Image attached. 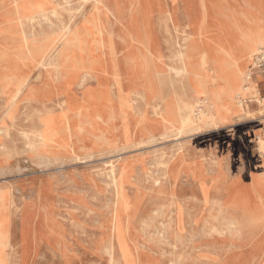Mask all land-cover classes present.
I'll return each mask as SVG.
<instances>
[{"label":"rangeland","instance_id":"rangeland-1","mask_svg":"<svg viewBox=\"0 0 264 264\" xmlns=\"http://www.w3.org/2000/svg\"><path fill=\"white\" fill-rule=\"evenodd\" d=\"M26 1L0 0V209L8 216L9 238L0 244L1 262L126 264L123 246L133 264L264 263V193L262 213L257 193L264 106L254 100L255 95L264 99V65L243 82L248 92L243 105L249 104L257 119L240 120L239 114H246L242 110L231 121L232 110L220 111L211 87L200 78L203 73L209 84L220 82L225 89L219 66L202 54L198 74L194 67L186 72L171 69L178 29L172 26L166 42V25L158 24L157 11L158 40L152 47L142 15L150 6L146 0H112L125 8L127 20L139 16L138 26L113 18L99 28L83 29L81 46L65 52L58 66L43 68L32 64L33 51L43 30L53 34L62 30V24L32 27L26 19ZM160 1L171 9L169 0ZM213 1L217 4L213 18L196 29L203 36L199 42L216 46L214 40L221 35L243 68H251L243 37L256 27L264 29V0ZM60 2L66 5L65 0ZM81 4L82 0H72V7ZM91 8L87 5L86 12ZM207 12H212L210 7ZM69 13L62 12L64 23ZM256 48L262 51L264 46L260 42ZM26 77L14 116L4 117V106L17 90L7 81ZM69 96L74 98L76 114L70 115L77 130L71 153L45 164L26 151L41 129V102L60 109L55 104ZM166 100L173 107L199 100L195 110L211 113L205 121L223 124L177 136V125L165 119ZM6 151L11 157L4 158ZM260 161L264 183V158ZM125 164L131 169L118 178V187L111 170L120 172ZM243 184L250 185L252 208L257 210L251 214L256 216L248 217L258 218L263 226L256 233L246 226ZM258 241L260 249L255 248Z\"/></svg>","mask_w":264,"mask_h":264},{"label":"bare ground","instance_id":"bare-ground-1","mask_svg":"<svg viewBox=\"0 0 264 264\" xmlns=\"http://www.w3.org/2000/svg\"><path fill=\"white\" fill-rule=\"evenodd\" d=\"M65 1H66V5L62 4L60 0H27L26 1L27 2L26 19H27V23L31 24L32 27H34L36 24H38L39 26L40 25L43 26V23H47L49 24L50 27H52L58 21L61 22L59 24H62L61 27L62 30H60L59 32L54 30L53 34L47 33L46 30H43L42 32L43 38L37 44L38 47L37 46L35 47L33 51L34 54L31 58L32 64L35 67L43 68L47 65L58 66L59 60L62 58L65 52L67 53L72 52L73 50H76V48H78L77 47L78 45L80 46L82 45V39L80 33L83 29L99 28V26L103 24L106 19L108 20L115 18L116 20H119L123 23H125L126 21V23L129 26H131V24L138 26L139 16L134 14L132 16V20L130 21L127 20L125 18L126 16L125 8L124 7L120 8L117 3V1L120 3L119 0H117L116 2H113L112 0H108V1L82 0V4L79 7H72V0H65ZM146 1L150 6L148 7V9L143 10L142 15L146 22V24H144L145 30L151 36L153 41L151 43L152 47H155L157 45L156 43L158 40L157 38L158 34L154 28V23H157V21H154L155 18L154 11H157L158 13V18H157L158 24L166 25V42L169 41L167 36L172 35L173 33V29H171L172 26H175L178 29L179 40L173 43L175 47L176 59H175V64L171 67V69L186 72L187 70H190L191 68L194 67L199 69L195 73L198 74V72H200V66L203 63L202 54L205 55L208 63L214 66L215 65L219 66L220 72H222L221 80H223L224 85L226 87L224 89V87L220 82L209 84L207 82L206 76L203 73H200L201 74L200 78L203 84L211 87L212 89L211 96L214 97L215 101H217L218 103L220 102L218 105V109H221L220 111L222 112H227L228 110H232L231 121L233 120L234 116L239 114L242 110L245 111L246 114L245 115L239 114L237 118H239L240 120L249 119V118L251 120L257 119V117L254 114L250 113L251 110L249 104L245 106L243 105L242 97H245L248 94V92L244 90V88H247V86L244 87L243 84L247 81L248 82L250 81L251 79L250 76H252L253 69L259 66V61L261 58L264 59V49L260 51L258 48H256L257 44L260 42L264 46V29L263 28L260 29L259 27H256L255 29L246 32L245 36L243 37V39L245 40L244 54L246 56V60L249 63L251 62L253 64L251 68H243L240 61L236 57V54H233V51L225 44V40L221 35H218V37L214 40L216 46H214V44L211 42H204L203 44L199 42V39L202 38L203 36L202 37L198 36L196 29L205 25L204 20H208L207 18L208 16L213 18L214 9L217 7V4L215 5V1L208 0L210 10L212 11L211 13H204L202 10H200L197 0H169L171 9H168L167 6L164 7V5L160 0H146ZM156 4H159V8H157ZM87 5L92 7L90 12H86ZM64 10L70 12L69 20L66 21L65 23L61 20L62 12ZM78 18L79 19L81 18V21L75 27V23L77 22ZM212 27L213 24H211L210 29L207 32H205V34L209 33L212 30ZM28 38H29V33H27V39ZM28 42H30L29 39ZM60 44L62 45V47L60 48L59 52L55 53ZM87 76L88 74L83 75V77L81 78V84L86 80ZM27 82H28L27 77L25 80L19 79L15 82L7 81L8 85L14 84L17 90L15 94L12 95V98H10L9 100L10 102L5 104L8 106H4L6 109L4 113V117L5 115H7L8 118H12L14 116V112L16 111L18 106L16 102L17 97L20 95L23 87ZM226 94H227V100L223 102L224 96ZM254 98H255L254 100L259 106H264V99H261L258 95H255ZM73 99H74L73 96H69L66 97L65 100L63 99L64 101L61 100L58 104H55L59 106L60 109L50 107V105L47 104L45 101L41 102L42 103L40 110L41 114L40 117L38 118L39 123L41 124V129H38L35 132L36 143L28 144L29 148L26 151L29 155L38 156L40 157L42 162L48 164V163H53L54 161H58V159H61V154L64 152H65L64 154L67 155L71 153L70 152L72 147L71 140L73 139V135L77 132V130L75 129V127H73L71 123L72 114L70 115L71 111L74 114H76L75 113L76 109L74 106H72ZM198 103L199 100L197 101L195 100L191 103H185V104L181 101V103H179L177 107L176 106L173 107L166 100L165 119L166 121L170 123H174V125H177L175 130L176 132L175 134L177 136L181 134H185V132L189 130L191 131L194 129H200V128L202 129L203 126L208 127L210 125L218 126L223 124L215 120L211 123L205 121L207 116L211 113L207 109L196 111L195 108L197 106L196 104ZM161 106L162 105H159L158 108L161 109L162 108ZM221 120H224V118H221ZM262 129L263 132L261 134L263 136L260 137L258 141L259 148L261 151L264 150V128L262 127ZM3 154H4V158H9L12 155L10 151H6ZM262 157L264 158V155ZM130 169H131L130 165H126V164L120 169V172L118 168L115 167L112 168L111 176L116 186L120 187L118 178H120L121 176L126 177L129 174ZM5 175L7 174L5 173ZM124 195L126 194L124 193ZM7 227H8V216L6 213L3 212L2 209H0V244L8 243L9 240L7 236L8 231L7 232L5 231ZM119 231H117L115 236L117 241H119V234H120ZM122 250L124 252L125 258L124 257L123 258L124 261H126V264H133L130 258H128L127 256V251L125 247L122 246ZM1 259H2V252L0 251V264H3L1 262Z\"/></svg>","mask_w":264,"mask_h":264},{"label":"crops","instance_id":"crops-1","mask_svg":"<svg viewBox=\"0 0 264 264\" xmlns=\"http://www.w3.org/2000/svg\"><path fill=\"white\" fill-rule=\"evenodd\" d=\"M197 3L200 7V10H202L204 13H208L207 12V9L209 8V4H208V0H197ZM207 4V5H206ZM209 19V16L207 17ZM209 21L208 20H204V24H208ZM264 127V126H263ZM262 160V157L259 158V162H260V181H259V189L260 191L258 190L257 193H258V197H259V200L262 202L261 206L258 208V213L261 212L262 213V208H263V201L262 199L260 198V195H261V192L264 193V183L262 182L263 180V168H262V164H261V161ZM252 179V178H251ZM257 179V178H256ZM246 183V182H245ZM243 189H245L246 191L243 192V196L244 198L246 199V201L248 202V205H247V228L250 230V229H253V233H256V231H259L260 229L259 228H262L263 226L260 225V223H258V218H255V219H252L250 220L248 216H250L252 214V212L254 211H257L256 210V207L253 205V208H252V204H251V193H250V185H246V184H243ZM264 197V196H263ZM256 216V214H253ZM251 215V216H253ZM257 216H261V215H257ZM257 221V222H256ZM252 222H254L252 224ZM236 224H238V222H236ZM261 241H258L257 243H255V248L256 249H260L262 248L261 246Z\"/></svg>","mask_w":264,"mask_h":264},{"label":"built area","instance_id":"built-area-1","mask_svg":"<svg viewBox=\"0 0 264 264\" xmlns=\"http://www.w3.org/2000/svg\"><path fill=\"white\" fill-rule=\"evenodd\" d=\"M261 65L262 66L264 65V59L263 58H261L259 61V66H261ZM263 155H264V150L263 151L260 150V156L262 157Z\"/></svg>","mask_w":264,"mask_h":264}]
</instances>
